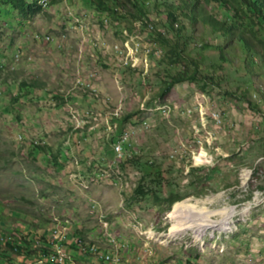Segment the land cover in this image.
<instances>
[{
	"label": "rangeland",
	"instance_id": "374dc122",
	"mask_svg": "<svg viewBox=\"0 0 264 264\" xmlns=\"http://www.w3.org/2000/svg\"><path fill=\"white\" fill-rule=\"evenodd\" d=\"M68 9L80 20L74 31ZM148 11L154 30L172 38L157 10ZM0 17V203L7 208L0 210V232L17 226L34 238L55 215L72 214L87 240L100 236L94 242L117 246L123 264H264L263 67L249 76L236 42L232 66L214 49L203 50L201 40H220L199 20L188 30L197 38L187 50L215 81H184L153 98L168 70L182 65L161 62L163 46L140 22L111 19L90 0ZM246 32L257 34L253 39L264 53V28ZM47 35L54 40L43 39ZM89 39L106 46L85 44L78 57ZM115 44L129 65L115 55ZM34 80L43 88H22ZM125 130L132 135L119 160L114 141ZM38 145L44 150L33 154ZM133 156L140 163L126 161ZM207 175L212 178L201 181ZM145 176L152 190L137 200ZM200 187L207 194L195 195ZM171 194L183 199L168 209ZM185 210L194 214L181 219ZM108 235L118 244L106 241ZM68 252L90 259L80 248Z\"/></svg>",
	"mask_w": 264,
	"mask_h": 264
},
{
	"label": "trees",
	"instance_id": "16d2710c",
	"mask_svg": "<svg viewBox=\"0 0 264 264\" xmlns=\"http://www.w3.org/2000/svg\"><path fill=\"white\" fill-rule=\"evenodd\" d=\"M37 1L0 0L2 3L9 4V12L17 10L21 15L25 16L40 11L41 7H36ZM60 1L62 0H52V4ZM128 3L132 6H129ZM90 4L96 11L100 13L105 12L111 19L123 17L132 22H140L143 30L151 32L152 37L154 35L165 49V51L163 49L164 54L161 62L171 65L181 63L182 67L175 72H170L167 69V78L163 80L159 92L153 98L157 96L164 97L176 84L184 81H202L204 86L215 81L213 73L203 71L200 67V61L191 57L187 50L191 40L195 41L197 38L193 33L189 34L188 30L191 28L194 31L193 26L199 20L211 29V33L215 35L217 40H220L218 44H213V42L206 39L201 40L200 45L203 50L214 49L220 61L228 66H232L234 64L233 56H235L233 48L236 42L242 50L240 59L245 65L249 76H252L259 68H264V53L259 44L253 39L255 37V39L259 40L257 34L249 35L250 32H253L252 28H250L249 34L246 32L249 27L253 26H262L264 28V0H90ZM150 6H153L157 10L158 15L163 20L164 26L169 27L173 32L172 38H167L161 30H154V26L157 23L149 16L148 8ZM208 6H213L216 9L215 12L209 11L207 9ZM257 57L260 59L259 63L256 62ZM250 81L252 82L253 79L250 78ZM25 87L32 89L43 88V83H40L38 80H34L30 84L23 81L22 88ZM242 96L250 103L248 94L245 91ZM36 147L32 151L33 154L38 151V153H42L44 150V146L38 145ZM53 157L57 161L56 155H53ZM140 160L139 156H133L126 161L128 163H140ZM201 178V181H204L206 178L211 179L212 175ZM145 179L146 176L142 178L141 184L135 189L134 198L137 200L151 193L152 188L144 185ZM205 194H207V190L204 187L197 188L195 192L197 196ZM155 197L156 201H163L157 196V193H155ZM182 199L179 194H171L166 200L168 209L175 202ZM191 205L198 206L197 202ZM1 209L7 208L4 207V204L0 203ZM206 212H203V216L207 215ZM12 213L14 212L12 211ZM2 215L0 212V217ZM4 234L7 238L4 236L1 238L2 243H6L4 246L0 245V264H18L16 257H24L26 260H29L34 256V242L29 240V237L24 235L20 230L14 228L7 230Z\"/></svg>",
	"mask_w": 264,
	"mask_h": 264
},
{
	"label": "bare ground",
	"instance_id": "6f19581e",
	"mask_svg": "<svg viewBox=\"0 0 264 264\" xmlns=\"http://www.w3.org/2000/svg\"><path fill=\"white\" fill-rule=\"evenodd\" d=\"M74 28L75 26L72 25V29ZM46 40H51V37L46 36ZM100 43H94V45H98L99 48L106 46V42ZM111 48L113 49L115 55L119 57L122 62H125V65H129V62L126 58V52L121 46L115 44V46ZM79 50L80 52H83L84 47H80ZM16 55L19 56L20 51H18ZM78 83L86 85L85 82L81 80V78H78ZM131 135L132 132L130 130H125L120 134L119 139L115 143V152L120 148V145L124 141L130 138ZM248 177L249 174H244L243 178L247 180ZM192 214H194L193 210H185L181 214L182 217H179H181V219H188L192 216ZM72 226L73 221L71 217H54L53 225H51L47 230L48 234H46V241H35V249L37 250L36 259L27 264H123L122 257L119 255L117 246L107 249L94 241L92 243L87 242L80 236H75L77 237V241L72 240V238H74ZM224 230L229 231V226H227ZM106 241L110 242L111 244H118L115 235H108L106 237ZM73 242L79 246L82 251V255H88L90 256V259L82 260L71 256L68 252V249L70 248V245L73 244Z\"/></svg>",
	"mask_w": 264,
	"mask_h": 264
},
{
	"label": "clouds",
	"instance_id": "9594fccd",
	"mask_svg": "<svg viewBox=\"0 0 264 264\" xmlns=\"http://www.w3.org/2000/svg\"><path fill=\"white\" fill-rule=\"evenodd\" d=\"M61 2V1H60ZM59 2V3H60ZM52 4V0H38L37 1V5H36V7L37 6H39V7H41V9H42V7L43 8H45V7H47V6H50ZM57 4V3H56ZM9 9H10V6H9V4L8 3H2V2H0V16L2 15V14H4V13H6V15H8V17H6V19L7 18H9V16H10V14L13 12V11H16L18 14H20L17 10H11L10 12H9ZM21 15V14H20ZM22 16H25V15H22ZM28 16H30V15H28ZM67 16L68 17H71V19L73 20V22H71L70 24H71V26H70V29L72 30V31H74V30H76V27H78L76 24H80V20L78 19V18H76L77 17V15L76 14H74V11H72V10H70V9H68L67 10ZM1 18V17H0ZM108 22H109V19L106 17V18H104V19H102V21H101V23L103 24V25H108ZM69 24V25H70ZM72 25H74L75 26V28L74 29H72ZM125 30H127L128 32H132L131 31V29L129 28V29H125ZM124 31V30H123ZM123 31H121L122 32V36H123ZM47 36H49V35H47ZM51 37V40H46V36H44V38L43 39H45L46 41H53L54 40V38L52 37V36H50ZM123 38V37H122ZM102 41H104V40H101V39H99V40H97V39H89V40H83V43L79 46V48H78V52H77V54H78V57H80L79 56V54H80V52H79V49H80V47H84V51H85V49H86V45L85 44H92L93 45V47H97V48H99V46L98 45H94V43H97V44H99L100 42H102ZM101 44V43H100ZM61 45V42H59V46ZM99 49H101V48H99ZM18 51H20V54H22V51H21V48H17L16 49V54H17V52ZM83 51V52H84ZM83 52H82V55H83ZM15 54V56H16V60H18L19 59V57H20V55L19 56H17ZM82 57V56H81ZM5 68V63L3 62V60L0 58V71L1 70H3ZM129 68V67H128ZM130 69H132V68H130ZM84 87H87L86 85H83ZM114 116H116V115H114ZM114 142H116V140L114 141ZM56 216H58V217H60V218H65V217H71V219H72V221H73V234H74V236H77V237H82L85 241H87V242H93V241H96V242H98L97 240H96V238L97 237H100V236H97V235H95L94 234V232H93V234L95 235V236H97V237H95V238H93V236H92V238H91V240H87L86 238H85V234H84V230H85V226L82 224V223H80L79 221H75V219L73 218V216H72V214H68V215H63V216H61V215H55L54 217H56ZM54 217L50 220V222L48 223V224H46L44 227H38V228H41L40 230H42V232H40L39 233V235L37 236H34V238L33 237H30L27 233L26 234H24L23 232V230L22 229H19L17 226H14V228H16L17 230H20L24 235H26V236H28L29 237V240H31L32 242H34V244H35V241L36 240H40L41 242H44V241H46V234H47V230H48V228L51 226V225H53V223H54ZM97 219V218H96ZM98 220V219H97ZM99 225H100V222H99ZM13 228V229H14ZM99 228H100V226H99ZM98 228H96L95 230H97ZM43 231L45 232V234H43ZM6 231H2V232H0V238H1V236H4L5 238H7L6 237V235L4 234ZM43 238V239H42ZM6 243V242H5ZM5 243L3 242L2 243V241H1V239H0V245H2V246H4L5 245ZM99 243V242H98ZM36 246V245H35ZM36 248V247H35ZM34 248V250H35V253H34V256L31 258V259H29V260H26L24 257H16V259H17V263L18 264H27V263H29V262H31V261H34L35 259H36V254H37V250ZM69 249H73V250H75V251H79V246L76 244V243H74L73 242V244H71L70 245V248ZM73 255V254H72ZM79 255H80V253H79ZM76 259H81L80 258V256H75V255H73Z\"/></svg>",
	"mask_w": 264,
	"mask_h": 264
},
{
	"label": "built area",
	"instance_id": "2783aa9c",
	"mask_svg": "<svg viewBox=\"0 0 264 264\" xmlns=\"http://www.w3.org/2000/svg\"><path fill=\"white\" fill-rule=\"evenodd\" d=\"M215 114V119H218L219 114L217 112H214ZM129 139H127L126 141H124L121 145L120 148L115 152V154L117 155V157L120 159H122L126 153L125 151V143L128 141ZM118 239V238H117ZM72 240L77 241V237L74 236V238H72Z\"/></svg>",
	"mask_w": 264,
	"mask_h": 264
},
{
	"label": "water",
	"instance_id": "95a60500",
	"mask_svg": "<svg viewBox=\"0 0 264 264\" xmlns=\"http://www.w3.org/2000/svg\"><path fill=\"white\" fill-rule=\"evenodd\" d=\"M175 203H176V202H175ZM175 203H174V204H175ZM174 204H173V205H174Z\"/></svg>",
	"mask_w": 264,
	"mask_h": 264
}]
</instances>
